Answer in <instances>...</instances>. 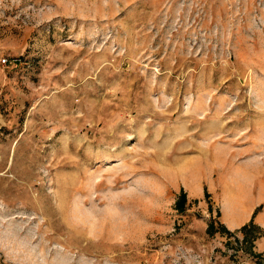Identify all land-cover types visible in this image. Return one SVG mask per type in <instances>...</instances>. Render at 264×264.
<instances>
[{"label":"rangeland","instance_id":"1","mask_svg":"<svg viewBox=\"0 0 264 264\" xmlns=\"http://www.w3.org/2000/svg\"><path fill=\"white\" fill-rule=\"evenodd\" d=\"M251 209L264 0H0V264H264Z\"/></svg>","mask_w":264,"mask_h":264},{"label":"crops","instance_id":"2","mask_svg":"<svg viewBox=\"0 0 264 264\" xmlns=\"http://www.w3.org/2000/svg\"><path fill=\"white\" fill-rule=\"evenodd\" d=\"M253 213H254V210L251 209L247 213V215L243 218L242 221H239L237 218V219L229 220L227 222V224L223 223L225 228L230 232V235H228V233H226L227 236L225 234L223 236H226V237L229 236V240L231 238H234V237H237L235 239L243 240L244 235L241 233L240 230L243 226L250 223V221L253 217ZM215 224H216V222H215ZM253 224L258 229H260V232H261V233H259V238H257L253 243L255 245L254 254L256 256H262V255H264V213H258L253 220Z\"/></svg>","mask_w":264,"mask_h":264},{"label":"trees","instance_id":"3","mask_svg":"<svg viewBox=\"0 0 264 264\" xmlns=\"http://www.w3.org/2000/svg\"><path fill=\"white\" fill-rule=\"evenodd\" d=\"M205 196H206L207 199L209 198V194L207 192H205ZM186 204H187V195L183 191L182 194L180 195L179 200L177 201V208H178V210L181 213L185 212V205ZM210 209H212V206L210 207ZM256 211L254 212L253 217H252L250 223L247 224V225H245V226H243L241 228V230H240L242 233L248 231V235H246L245 238H244V240H243L246 243H251V242H253L257 238V236H255L253 234V232H252V227H254L253 220H254V218H255V216L257 214ZM220 230L223 231V232H225V233H228V235H230V232L225 227H221ZM207 232H209V234H212V233L215 232V226H214L213 223H211V224L208 225Z\"/></svg>","mask_w":264,"mask_h":264},{"label":"bare ground","instance_id":"4","mask_svg":"<svg viewBox=\"0 0 264 264\" xmlns=\"http://www.w3.org/2000/svg\"><path fill=\"white\" fill-rule=\"evenodd\" d=\"M197 170V169H196ZM199 170V169H198ZM201 171V170H200ZM235 177V176H234ZM236 178V177H235ZM223 179V178H222ZM233 180H234V178H232ZM232 181V180H231ZM221 182V181H220ZM238 182V181H237ZM228 183V182H227ZM221 184V183H220ZM222 185V184H221ZM220 185V186H221ZM223 187V186H222ZM221 188V187H220ZM223 188H225V187H223ZM219 190V189H218ZM244 205H245V202L244 203H242V205L241 206H243V208H244ZM92 230H93V228H92ZM94 232V231H93Z\"/></svg>","mask_w":264,"mask_h":264}]
</instances>
